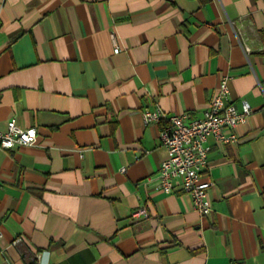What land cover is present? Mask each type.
I'll return each mask as SVG.
<instances>
[{"label": "crops", "instance_id": "1", "mask_svg": "<svg viewBox=\"0 0 264 264\" xmlns=\"http://www.w3.org/2000/svg\"><path fill=\"white\" fill-rule=\"evenodd\" d=\"M222 78L251 112L208 139L202 215L178 180L155 188L141 111L201 117ZM12 117L37 141L0 149V264H264V0H0Z\"/></svg>", "mask_w": 264, "mask_h": 264}, {"label": "built area", "instance_id": "2", "mask_svg": "<svg viewBox=\"0 0 264 264\" xmlns=\"http://www.w3.org/2000/svg\"><path fill=\"white\" fill-rule=\"evenodd\" d=\"M112 41L117 50L114 34ZM227 95V81L222 78L201 117L187 119L186 113L168 115L158 107L141 111L144 124L153 122L160 125L159 138L166 149V157L160 162L156 175L155 188L169 193L178 180L180 189L191 197L194 209L202 215H207L212 210L208 191L213 183L203 176L210 150L208 139L224 143L236 142L233 130L251 112L247 105L242 110H237L227 101ZM36 141V127L21 126L14 117L0 128V149L34 145ZM147 216L144 206H138L131 212L134 220Z\"/></svg>", "mask_w": 264, "mask_h": 264}]
</instances>
